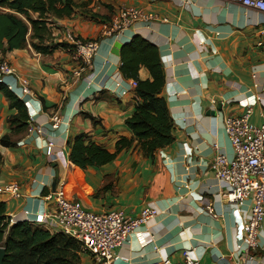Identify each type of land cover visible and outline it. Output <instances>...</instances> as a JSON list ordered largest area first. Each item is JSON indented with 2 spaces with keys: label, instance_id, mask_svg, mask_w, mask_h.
<instances>
[{
  "label": "crops",
  "instance_id": "0c3cea01",
  "mask_svg": "<svg viewBox=\"0 0 264 264\" xmlns=\"http://www.w3.org/2000/svg\"><path fill=\"white\" fill-rule=\"evenodd\" d=\"M121 7L140 10L149 20L133 23L117 39L101 38V24ZM86 9L99 19L75 12L54 21L52 39L45 44L58 46L49 53L35 51L29 39L23 49L0 51L14 75L29 82L31 91L20 95L15 80L7 78L30 119L27 128L16 134L11 133L8 119L17 111L0 93V140L10 136L16 143L0 144V185L17 184L20 195L0 194L10 220L24 221L26 213L52 208L40 197L55 182V188L63 185L66 199L94 213L121 210L136 217L148 205L158 210L115 250L119 264L166 257L178 263L185 250H191L199 264H241L250 202L227 203L211 163L218 152L232 156L224 131L226 118L238 117L252 105L250 122L262 123L264 14L226 0H93ZM66 31L99 41L92 67L78 80L71 77L77 63L64 46ZM133 36L159 51L165 74L160 96L174 123V141L152 157L129 149L104 166L77 168L68 159L69 137L85 134L113 152L120 137L131 136L124 121L133 108L132 80L120 74V49L115 55L112 48L115 43L122 47ZM148 77L141 68L139 78ZM124 90L128 92L121 95ZM54 115L59 119L55 129ZM47 142L52 144L50 156ZM258 239L260 247L249 251V264H264V222ZM81 261L92 264L83 252Z\"/></svg>",
  "mask_w": 264,
  "mask_h": 264
},
{
  "label": "trees",
  "instance_id": "16d2710c",
  "mask_svg": "<svg viewBox=\"0 0 264 264\" xmlns=\"http://www.w3.org/2000/svg\"><path fill=\"white\" fill-rule=\"evenodd\" d=\"M92 1L0 0V51L23 49L29 39L35 51L41 54L51 52L58 45H47L45 41L52 39L54 21L70 17L75 12L98 20L96 14L86 9ZM64 46L71 51L68 43ZM119 58L122 77L136 83L131 91L132 113L124 121L131 136L120 137L113 152L88 139L85 134L69 137L68 159L77 168L104 166L129 149L139 151L144 157H152L174 141V123L165 99L160 96L165 86V74L157 47L140 36H133L120 48ZM141 68L148 72V78H139ZM0 93L8 101L9 108L17 111L8 119L11 133L23 131L29 122L25 103L4 84H0ZM0 144L12 147L16 143L10 140V136H4ZM47 191L44 189L42 193ZM0 248L5 250L3 264H82L80 246L74 239L59 232L51 233L27 221L10 224L3 201L0 202Z\"/></svg>",
  "mask_w": 264,
  "mask_h": 264
},
{
  "label": "built area",
  "instance_id": "2783aa9c",
  "mask_svg": "<svg viewBox=\"0 0 264 264\" xmlns=\"http://www.w3.org/2000/svg\"><path fill=\"white\" fill-rule=\"evenodd\" d=\"M226 1L264 14V0ZM147 20L149 17L143 15L140 10L121 7L110 21L101 24V38L117 39L133 23ZM63 40L70 45V57L77 63L71 77L78 80L92 67L99 41L84 40L70 31L65 32ZM9 77L15 80L20 95H31L29 82L16 77L12 67L0 55V84L14 92L15 85L7 81ZM135 86L136 83L132 80L129 88L133 89ZM127 92L128 90H124L121 95ZM251 114L252 105H246L242 115L224 120V131L232 156L227 157L218 152L211 163L214 177L224 187L221 196L227 203L240 206L245 201L250 202L249 214L243 225L244 247L239 257L241 264H249L251 260L249 251L260 247L259 228L264 222V112L261 113L260 126L250 122ZM51 122L52 128L55 129L59 122L58 117L52 116ZM51 148L52 144L47 142V156L52 154ZM0 194L20 197L17 184L14 183L3 187L0 185ZM40 198L44 204L51 203L52 208L43 213L36 212L31 215L26 213L24 221L42 226L51 233L59 232L74 239L79 244L80 251L91 257L92 264H119L115 250L128 242L131 233L158 214V210L150 205L144 207L136 217H127L121 210L104 213L87 211L78 201L66 199L63 185L56 186L54 191L50 190ZM207 212L210 213L211 210L207 209ZM10 224H13L11 220ZM145 264H199V259L191 250H185L181 262L176 263L166 257Z\"/></svg>",
  "mask_w": 264,
  "mask_h": 264
},
{
  "label": "water",
  "instance_id": "95a60500",
  "mask_svg": "<svg viewBox=\"0 0 264 264\" xmlns=\"http://www.w3.org/2000/svg\"><path fill=\"white\" fill-rule=\"evenodd\" d=\"M120 48H121V44L115 43L113 45V48H112V53L115 54V55H118V51H119ZM218 110H220L219 107H218ZM212 114H214V113L212 112ZM55 185H56L55 182L52 183V186H51V190L52 191H54ZM4 256H5V250L3 248H0V264H3Z\"/></svg>",
  "mask_w": 264,
  "mask_h": 264
}]
</instances>
